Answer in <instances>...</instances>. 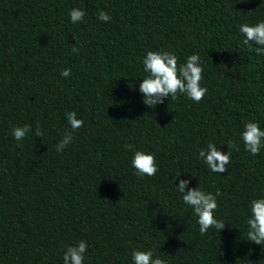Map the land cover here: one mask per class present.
<instances>
[{
  "label": "trees",
  "instance_id": "trees-1",
  "mask_svg": "<svg viewBox=\"0 0 264 264\" xmlns=\"http://www.w3.org/2000/svg\"><path fill=\"white\" fill-rule=\"evenodd\" d=\"M74 8L85 12L75 24ZM261 21L264 0H0V264H64L82 240L84 264H133V250L166 264H264V244L247 235L251 201L264 198V149L253 156L241 138L249 121L264 130V55L239 31ZM148 51L181 65L198 54L202 101L145 105ZM69 112L84 125L57 152ZM25 124L32 131L15 140ZM209 143L231 152L227 172L199 157ZM136 151L155 155V176L136 174ZM180 180L219 190L223 230L200 234Z\"/></svg>",
  "mask_w": 264,
  "mask_h": 264
},
{
  "label": "clouds",
  "instance_id": "clouds-1",
  "mask_svg": "<svg viewBox=\"0 0 264 264\" xmlns=\"http://www.w3.org/2000/svg\"><path fill=\"white\" fill-rule=\"evenodd\" d=\"M70 20L72 23L81 22L85 17V12L79 8L70 11ZM99 20L109 22L111 17L105 11H99ZM240 33L245 37L243 43L249 45L255 44L258 47L252 49L258 55H264V21L255 25L244 23L239 28ZM74 53L79 52L77 46H72ZM143 70L148 75L142 79L139 85V91L143 95V103L149 107L164 103V100L171 96L176 98L178 94H185L196 103L202 101L206 96L208 89L201 86L203 80V68L201 66L200 56L198 54L190 55L186 58V63L178 64V57L167 51H148L143 58ZM71 69L61 71V76L67 78ZM66 118L70 130H66L63 138L56 146L57 152H62L65 147L72 143L73 132L79 130L84 125L82 119L77 118L75 112L66 113ZM174 120V119H173ZM32 131L30 124L23 126H13L12 136L17 141L26 138L27 134ZM35 136L44 135L38 126L35 129ZM241 138L245 145V150L253 156H258L261 149H264V130H261L257 122L249 121L245 124L241 133ZM228 149L239 151L236 142L229 140ZM130 148L131 145H126ZM199 157L204 160L205 164L213 173L222 174L228 171L226 167L231 163V152L227 154L218 151L214 143H209L207 149L200 150ZM132 167L136 174L143 177L155 176L159 171L154 154L144 151H136L131 161ZM180 174L176 178H179ZM175 180V179H174ZM189 180H180L177 191L182 195L183 202L193 209L194 214L198 217L199 232L201 235L207 233L209 228H215L219 232L226 225L215 218L214 212L218 207L216 197L220 195L219 190L213 195L206 193L199 187L189 188ZM251 216L247 221L248 239L257 245L264 244V198L254 199L250 204ZM87 242L79 241L76 246H69L63 255L64 264H84V254L87 251ZM133 264H166V261L155 257L151 250L141 251L133 250Z\"/></svg>",
  "mask_w": 264,
  "mask_h": 264
}]
</instances>
